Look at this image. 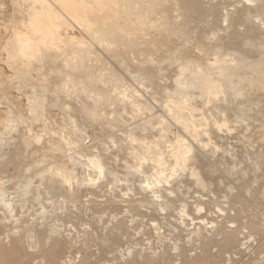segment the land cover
Instances as JSON below:
<instances>
[{
    "label": "rangeland",
    "instance_id": "rangeland-1",
    "mask_svg": "<svg viewBox=\"0 0 264 264\" xmlns=\"http://www.w3.org/2000/svg\"><path fill=\"white\" fill-rule=\"evenodd\" d=\"M141 1L132 3L139 2L142 12L149 10L142 16L148 26L136 20L141 9L135 5L128 9L131 0H123L118 6L121 13H111L108 19V27L117 28L115 42H101L75 24L63 25L61 34L83 40L90 53L83 51L79 56L70 45L61 44V49L23 64V59L8 56L10 45L6 44L14 30H27L24 25L33 4L0 0V188L13 199L15 210L9 213L15 216L11 217L0 206V264H138L144 260L152 264H264V81L259 88L258 79H264V32L254 23L253 14L255 21L251 17L248 22V13L255 11L243 0H144L140 7ZM250 8L253 11H247ZM215 53L225 68L231 64L238 68L236 56L246 68L252 66L244 70L240 63L241 70H237L243 79L233 66L230 72L226 68L229 76L236 71L232 72L236 76L226 75L234 82L230 84L234 90L228 86L209 100L193 74L200 64L210 68ZM253 60L254 65L250 64ZM254 69L263 75H255ZM212 70L218 72L217 66ZM216 71L208 75L215 79ZM177 77L197 87L178 90ZM235 79L245 82L237 84ZM137 84L145 99L141 102L146 104L142 111L124 97L136 96ZM186 92L192 98L188 103L201 109L196 119L188 107L178 104ZM32 96L43 104L39 108L43 116L38 119L30 110ZM8 115L16 120L10 130ZM194 122L203 128H192ZM162 128L169 131L166 138ZM130 131L142 143H136L141 154L146 141L159 138L165 149L168 137H186L193 148L191 164L206 185H198L187 170L179 171L172 178L173 194L163 191L167 204L162 211L153 193L142 187L157 163L147 156L144 172L136 171L135 143L127 136ZM62 136H68L67 141L81 137L80 151L101 156L106 172L97 183L84 180L88 176L84 159L69 149ZM165 157L169 162L166 151ZM52 166H62L79 180L74 177L65 183ZM198 204L204 206L203 216L214 226L200 224V237L189 236L188 227L194 225L187 220L185 226L180 213L186 208L197 217ZM154 222L160 224L161 235Z\"/></svg>",
    "mask_w": 264,
    "mask_h": 264
},
{
    "label": "bare ground",
    "instance_id": "bare-ground-1",
    "mask_svg": "<svg viewBox=\"0 0 264 264\" xmlns=\"http://www.w3.org/2000/svg\"><path fill=\"white\" fill-rule=\"evenodd\" d=\"M29 2H31L30 4H33V8H32V12H31V15L30 16H28V17H30L29 18V20H28V22L24 25L25 26V28L27 29L26 31H21V30H17V31H13L14 32V34L12 35V37L9 39V41H7V44H6V46H9V48H10V51H9V55L8 56H10V58L12 57V58H15V57H17V59L18 58H20V59H23V61L21 60V62H23V64H24V60H28V61H30V59L31 58H34V57H36L37 55H41V54H45L46 55V53L49 51V50H52V49H61V44H66L67 46H65V47H69L68 45H70V48H72L74 51H76V52H78V54H79V56L80 55H82L81 53L84 51V52H86V53H90L89 52V48H87L86 46H88V45H86L85 44V42L83 41V40H79V39H77V37H75V36H69V37H67V35L64 37L62 34H61V30H62V27H63V25H66L67 27H69V26H72V24L74 25H76V26H79L80 28H83V29H85V30H87V31H90V32H92L91 34L94 36V37H96V38H98L101 42L102 41H106L107 43H109L110 41H112V42H115V40L114 39H116L117 38V34H116V31H117V28H115V25L114 24H111L109 27H108V23H109V21L110 20H108L109 18H110V14L112 13V14H115L114 12H116V13H118V15L121 13L120 12V10L118 11V6H119V8H120V5L122 4L121 2H123V0L120 2H118V0H28ZM127 1V0H126ZM129 1V0H128ZM134 2H135V0H133ZM144 1V0H143ZM143 1H141V4H140V7H141V5L142 6H144L143 5ZM150 1V0H149ZM165 1V0H164ZM245 3H246V7L248 6H250V7H252L253 9H254V11H255V13H250V16H249V13H248V16H247V18L249 17V20H248V22L251 20V17H252V20L253 21H255L254 20V18H253V16L256 18V20L258 21V24H257V21H255L254 23H256V25H260V29L261 30H263V32H264V0H243ZM25 2V1H24ZM140 2V1H139ZM139 2H137V4L136 5H138L137 6V8H136V5H135V3L133 4L132 3V0H131V2L130 3H132V6L130 5V3H129V6H128V9L130 8V7H132L133 8V5H135L134 7H135V9L137 10H140L139 11V13H137L136 15V20H139V22H143L146 18H144V20L142 19V16L143 15H145L144 13H146V14H148L149 12V10L147 11V12H145V10H144V12H142V8L143 7H141L140 9L138 8L139 7ZM243 2V3H244ZM124 3V2H123ZM144 4H148V3H144ZM162 4V3H161ZM167 4V3H166ZM55 5H56V7L58 6V8L61 10V12L59 11V10H57L56 9V7H55ZM124 6V5H123ZM122 6V7H123ZM148 6H151V3L150 4H148ZM160 6V5H159ZM158 6V7H159ZM121 7V8H122ZM127 7V6H126ZM152 8V7H151ZM236 8V7H235ZM123 9V8H122ZM126 9V8H125ZM124 9V10H125ZM127 9V10H128ZM134 9V10H135ZM150 9V8H149ZM237 9V8H236ZM236 9H234V10H236ZM253 9H251L250 8V10H248L247 9V11H250L251 12V10L253 11ZM31 10V9H30ZM123 10V11H124ZM127 10H125V11H127ZM131 10V9H130ZM130 10H128V11H130ZM133 10V11H134ZM152 10V9H151ZM240 10V9H239ZM245 10V9H244ZM118 11V12H117ZM227 11H228V9H227ZM138 12V11H137ZM228 12H230V11H228ZM128 12H126V14H127ZM130 13H132V11L130 12ZM130 13H128L127 15H128V17H130ZM153 13V12H152ZM28 14V13H27ZM234 14V13H233ZM253 14V16H251ZM116 15V14H115ZM122 15V14H121ZM230 15H232V14H230ZM239 15V14H238ZM241 15V14H240ZM226 16H228V15H226ZM234 15H232L231 17H233ZM236 16V15H235ZM244 16V15H243ZM144 17H146V16H144ZM231 17H228L229 19L231 18ZM237 17V16H236ZM120 18V17H119ZM226 18V17H225ZM111 19H112V17H111ZM116 19V18H115ZM121 19V18H120ZM158 19V18H157ZM163 19V18H162ZM228 19V20H229ZM232 19V18H231ZM235 18L233 17V19L232 20H234ZM227 20V21H228ZM247 20L245 21V23H247ZM235 21V20H234ZM233 21V22H234ZM111 22H113V20H111ZM128 22V21H127ZM229 22V21H228ZM233 22H231V20H230V22L229 23H232V24H234ZM143 23H145V24H147V22L146 21H144ZM250 23H251V21H250ZM253 23V22H252ZM134 24V23H133ZM142 24V23H141ZM150 24H152L151 22H150ZM135 25V24H134ZM149 24H147V26H148ZM153 25V24H152ZM165 25V24H164ZM231 25V24H230ZM238 25V24H237ZM247 25V24H246ZM65 26V27H66ZM118 26V25H117ZM233 26L234 25H232V27L231 28H233ZM119 27V26H118ZM127 27V26H126ZM229 27V29H231ZM241 27V26H240ZM259 27V26H258ZM80 28H78L79 30H80ZM120 28V31L122 30V28L121 27H119ZM139 28H143L144 29V27H139ZM139 28H136V29H138L139 30ZM151 28V27H150ZM153 28V27H152ZM72 29H75L74 27L72 28ZM77 29V28H76ZM77 29V30H78ZM115 29H116V31H115ZM135 29V30H136ZM147 29V28H146ZM154 29V28H153ZM82 30V29H81ZM83 31V30H82ZM111 32V34H110V36L111 37H108V35H107V32ZM119 31V32H120ZM141 31V30H140ZM240 31V30H239ZM67 32V31H66ZM122 32L123 33H126V31H123L122 30ZM136 32V31H135ZM69 33V32H68ZM131 33V32H130ZM130 33H128V34H130ZM133 33H134V30H133ZM142 33V32H141ZM64 34V33H63ZM127 34V33H126ZM137 34V33H136ZM125 35V34H124ZM127 37V36H126ZM114 38V39H113ZM108 39H110V41L108 40ZM264 39V38H263ZM119 39H117V41H118ZM109 41V42H108ZM262 41H264V40H262ZM103 42V43H104ZM119 42V41H118ZM244 42V41H243ZM74 43H77V45H75ZM120 43V42H119ZM245 43V42H244ZM248 43V42H247ZM60 44V45H59ZM110 44V43H109ZM112 44V43H111ZM264 44V43H263ZM263 44H262V46H263ZM75 45V46H74ZM222 45V44H221ZM245 45V44H244ZM243 45V46H244ZM72 46V47H71ZM110 46V45H109ZM116 46V45H115ZM220 46V45H219ZM223 46V45H222ZM260 48V47H259ZM262 48V47H261ZM264 48V47H263ZM220 49H221V46H220ZM61 51H63V50H61ZM81 51V52H80ZM228 51V50H227ZM235 51H237L236 49H235ZM240 51V50H239ZM239 51H237L238 52V54L240 55H242V54H244V53H239ZM231 52V51H230ZM74 54V53H73ZM77 54V53H76ZM78 54H77V56H78ZM217 54H219V52L217 53ZM217 54L215 53L214 54V57L213 58H210V59H212V61L210 62V63H208V67H212V66H210V65H215L214 67H212L211 69L210 68H206L205 66H203L202 65V67H201V64L199 65V64H197V65H199L200 67H198V69L196 70L197 71V73H196V76H194V74H193V78L195 79V80H193L194 82L196 81V83H198V82H201L200 84H201V88L200 87H198V89L200 88V90H202L201 92H202V95H207L206 96V98L207 99H211V100H213V99H215L217 96H218V94H220L221 92H224L226 89H227V87L228 86H231L234 82L232 81V79H228L227 78V76H229V74L227 75L226 74V72H225V70L227 71V69L226 68H228L229 66H233L234 67V65H228L226 68H225V66H221V64H218V62H220L221 61V58H219V57H221L220 55L217 57ZM221 54V53H220ZM226 54H228V52L226 53ZM226 54H225V56L224 57H226ZM212 55V54H211ZM230 55H232V54H230ZM245 55V54H244ZM243 55V56H244ZM261 55V54H260ZM264 55V54H263ZM262 55V56H263ZM73 56H75V55H72V57ZM76 56V57H77ZM78 56V57H79ZM85 56H87V55H85ZM227 56H229V55H227ZM38 57V56H37ZM71 57V56H70ZM77 57V58H78ZM82 57V59L84 60V58H83V56H81ZM88 57V56H87ZM233 57H235V56H233ZM264 57V56H263ZM262 57V58H263ZM76 58V59H77ZM230 58V57H229ZM244 58H245V56H244ZM243 58V59H244ZM43 58H38V60H42ZM69 59V58H68ZM67 59V60H68ZM219 59H220V61H219ZM233 59V58H232ZM232 59H231V61H232ZM240 59H242V58H240ZM249 59V61H251L250 59L251 58H248ZM14 60V59H13ZM36 60V59H35ZM223 60H224V58H223ZM227 60V59H226ZM234 60H236V61H240L239 60V57L238 56H236L235 58H234ZM233 60V61H234ZM27 61V62H28ZM34 61V60H33ZM70 61V59L68 60V62ZM76 61V60H75ZM242 61H245V60H242ZM248 61V60H247ZM20 62V63H21ZM66 63L67 64V66H69L70 64L69 63ZM71 62V61H70ZM84 62V61H83ZM222 62V61H221ZM237 62V64H239L240 65V63L242 64H244V62H239L238 63ZM28 63H31V62H28ZM82 63V62H81ZM189 63L190 62H188L187 64L189 65ZM224 63H226V62H224ZM253 64L254 63V60L252 61V62H250V64ZM256 63V62H255ZM258 63V62H257ZM193 64V63H192ZM242 64V66H243V68H244V70L245 69H248V68H250L252 65H250V67H248V68H246V66H244ZM259 64V63H258ZM262 64V62L260 63V65ZM22 65V64H21ZM194 65V64H193ZM219 65V66H218ZM239 65H237V67L238 68H236V67H234V68H236V70L237 69H240L239 68ZM245 65H246V61H245ZM254 65V64H253ZM24 66V65H23ZM27 66V65H26ZM182 66V65H181ZM180 66V67H181ZM217 66V70H218V77H216L217 75H215V79L212 77H210L209 75H208V72L209 71H213V73L215 72L214 70H212L213 68L215 69V67ZM236 66V65H235ZM241 66V65H240ZM70 67V66H69ZM192 67V66H191ZM190 67V68H191ZM233 67H232V70H233ZM256 66H254V68H255ZM187 68H189V67H187ZM193 68V67H192ZM195 68H197V66L195 67ZM194 68V69H195ZM205 68V69H204ZM258 70H259V68L258 67H256ZM263 68H264V66H263ZM207 69H209V71H207ZM229 69V72H230V67L228 68ZM257 69H254V71H252V75L255 73V75H257V76H262L261 75V73L260 72H258V73H260L259 75L258 74H256L257 72H256V70ZM262 69V68H261ZM184 70H186V68H184ZM184 70H182V71H184ZM190 70V69H189ZM241 70V69H240ZM252 70H253V67H252ZM263 70L264 69H262V72H263ZM235 71V70H234ZM234 71H232V72H234ZM259 71H261V70H259ZM181 72V71H180ZM186 72H188V71H186ZM186 72H185V74H186ZM232 72L230 73L231 75V77H232V75L234 76L235 75V73L234 74H232ZM236 72V71H235ZM246 72V71H245ZM244 72V73H245ZM254 72V73H253ZM183 74H184V72H182ZM190 73H192V71L190 72ZM264 73V72H263ZM69 74V73H68ZM68 74H67V76H68ZM216 74V73H215ZM237 74H238V70H237ZM236 74V75H237ZM73 74L72 73H70L69 74V76H72ZM211 75V74H210ZM227 75V76H226ZM235 75V76H236ZM239 75V74H238ZM183 76V75H182ZM181 76V77H182ZM192 76V75H191ZM229 76V77H230ZM241 75H239L238 77H240ZM245 75H243V77H244ZM73 77V76H72ZM71 77V78H72ZM262 77H264V76H262ZM138 78V77H137ZM192 78V79H193ZM245 78V77H244ZM261 78V77H260ZM260 78H258L260 81V85H259V88L261 87V85L264 83L263 81H264V79H260ZM191 79V80H192ZM196 79H198V81L196 80ZM237 79V78H236ZM235 79V80H236ZM241 79H243L242 78V76H241ZM247 79V78H246ZM70 80V79H69ZM87 80V79H86ZM137 80V79H136ZM238 80V79H237ZM237 80H236V83H237ZM68 81V80H67ZM193 81H192V83H193ZM253 81H255L256 82V79L255 80H253ZM87 82V81H86ZM190 81L189 80H182L181 78H179V77H177V79H176V83H177V87L179 86V88H178V90H183L184 92L185 91H188V90H190L191 88L193 89V87H195V84L193 83H189ZM242 82H245V80L244 81H242ZM241 82V83H242ZM250 82V81H249ZM248 82V83H249ZM251 82H252V80H251ZM263 82V83H262ZM67 84H68V82H66ZM88 83H89V80H88ZM232 83V84H231ZM240 83V81H238V83L237 84H239ZM240 83V84H241ZM253 83V82H252ZM262 83V84H261ZM138 84H140V82L138 83ZM138 84H137V86H136V88H135V90H134V92L133 93H135L136 94V96H131L130 97V95H129V97H126L127 95H125L124 97H125V99H127V101H128V99L132 102H130L131 104H133L134 106H135V108L137 109V110H140V111H142V108H146V104H144V103H142L141 101L142 100H145V99H142L141 97L143 96V95H141V94H143V93H141L140 94V91L137 89V87H138ZM142 84V83H141ZM200 84H198V86L200 85ZM231 84V85H230ZM237 84H236V86H237ZM194 85V86H193ZM235 85V84H234ZM233 85V86H234ZM242 85H243V83H242ZM252 85V84H251ZM254 86H256V85H254ZM264 86V85H263ZM126 87V86H125ZM197 87V86H196ZM195 87V88H196ZM235 87V86H234ZM234 87H228V88H234ZM240 87H241V85H240ZM251 87V86H250ZM257 87V86H256ZM127 88H128V85H127ZM127 88H125L126 90H127ZM189 88V89H188ZM237 89L239 88V87H236ZM251 88H253V87H251ZM250 88V89H251ZM117 89V88H116ZM137 89V90H136ZM188 89V90H187ZM232 89H229V90H232ZM241 88H239V90H240ZM243 89V91H244V87L242 88ZM245 89H247L246 88V86H245ZM131 90H132V88H131ZM181 90V91H182ZM234 90V89H233ZM253 90V89H252ZM124 91V90H123ZM168 91V90H167ZM235 91H237V90H235ZM247 91V90H246ZM115 92V91H114ZM118 92H120V91H118ZM126 92V91H125ZM127 92H128V90H127ZM174 92H175V90H174ZM233 92V91H232ZM238 92V91H237ZM242 92V91H241ZM250 92H252L251 90H250ZM121 93H123V92H121ZM131 93V92H130ZM234 93V92H233ZM248 93V92H247ZM126 94H128V93H126ZM175 94V93H174ZM173 94V95H174ZM188 94H190V92L188 93ZM188 94H187V92H186V95H184L183 97L185 98H181L180 100H179V105L180 104H183V105H185L184 107H188V109H189V111H191V113H193L192 115H193V117L195 116V117H197L200 113H202L201 112V109H199V108H197L196 106H191L189 103H188V98L191 96V95H189V97H188ZM242 94V93H241ZM244 95L246 94V92L245 93H243ZM133 95V94H132ZM192 95H194L193 93H192ZM200 95H201V93H200ZM249 95V94H248ZM145 96V95H144ZM181 96V95H180ZM176 97V96H175ZM179 97V96H178ZM178 97H176V98H178ZM203 97V96H202ZM121 98V97H120ZM144 98V97H143ZM191 98V97H190ZM173 99V98H172ZM172 99H169V100H171L172 101ZM192 99V98H191ZM190 99V100H191ZM29 100H30V110H31V112L33 113V114H35V116L37 117V119L39 118V116H43V114L41 115V113L39 112V108L40 107H42V105L43 104H41L40 103V100H39V97H37V96H32V98H30L29 97ZM125 101V100H124ZM148 101V100H147ZM42 102V101H41ZM128 103H129V101H128ZM169 103V102H168ZM171 103V102H170ZM167 105V104H166ZM172 105V104H171ZM175 105V103H173V106ZM172 106V107H173ZM147 107H148V104H147ZM169 108H171V106L169 107ZM180 108V107H179ZM184 109V108H183ZM187 109V108H186ZM173 111H174V109H173ZM186 111V110H185ZM10 112V111H9ZM178 112V111H177ZM11 114H12V112H10ZM187 113H189L188 111H187ZM9 114V113H8ZM39 114V115H38ZM174 114H175V112H174ZM179 114V113H178ZM113 115V114H112ZM201 115V114H200ZM9 117L7 118V128L10 130V128L11 127H13V122H15L16 120L15 119H13L12 117H13V115H12V117H11V115H8ZM114 116V115H113ZM178 116V115H177ZM183 116V115H182ZM134 117V116H133ZM160 117V116H159ZM194 117V119H196ZM156 118H158V117H156ZM162 118V117H161ZM227 118V117H226ZM225 118V119H226ZM178 119H179V117H178ZM199 120V119H198ZM186 121V120H185ZM190 120H188V122H189ZM222 121V120H221ZM151 122V121H150ZM164 122V121H163ZM165 122H166V120H165ZM225 122V121H224ZM223 122V123H224ZM227 122H229V121H227ZM192 123V122H191ZM190 123V124H191ZM190 124H188L187 123V125L189 126ZM228 124V123H227ZM165 125H166V123H165ZM186 125V126H187ZM5 126V127H6ZM77 126V125H76ZM193 126L194 127H192V128H196V126H202V124L201 125H199V124H196L195 122H194V124H193ZM191 127V126H190ZM188 128V127H187ZM202 128H203V126H202ZM79 129V128H78ZM165 128H162V131H164V137L166 138L167 136H166V133L168 134V132L169 131H167V129H166V131L164 130ZM190 129V128H189ZM207 129V128H206ZM77 130V129H76ZM205 130V129H204ZM161 131V130H160ZM191 131V130H190ZM202 131H203V129H202ZM202 131L201 132H199V134L200 135H202ZM75 132H77V131H75ZM206 132H208V131H206ZM205 132V133H206ZM126 134H128V132H126ZM199 134H198V136H199ZM162 135V134H161ZM194 135V134H193ZM73 136V135H72ZM71 136V137H72ZM127 136H129V137H131V141L133 142V143H137V141L138 140H140L139 138H137L133 133H132V131H130V133L127 135ZM163 136V135H162ZM162 136H160V138H162ZM196 136V135H195ZM63 137V136H62ZM63 138H66V137H63ZM67 138H68V136H67ZM67 138H66V141H67ZM37 139L38 140H40L41 139V135H38L37 136ZM74 139V140H73ZM73 139H70V140H68L67 141V145H68V147H69V149L70 150H72L73 151V153H75L76 154V156L77 157H79V159L80 158H83L84 159V161H83V163H84V165L86 166V168H87V173H88V176H86L85 175V177L86 178H84V180L85 181H89V183H92V184H94V183H97V181L102 177V176H104V173L106 172V165L104 164V162L102 161V159H101V156H98L99 154L97 153H90V154H87V153H84V151L82 152V151H80L81 149L79 148V147H81V145H79V139H81V137L78 139H76V136L75 137H73ZM188 139V138H187ZM65 140V139H64ZM142 140V139H141ZM81 141V140H80ZM188 140H186V137H183V135H180V134H175V136L173 137V139L172 138H167L166 139V143H168V144H166V146H164V148L166 149H163V146H162V144L161 143H163V142H161V139H153V140H150V141H146V142H144V145H145V143H146V149H145V152H144V150L142 151V152H144V153H139V152H137L138 150H137V145L138 144H132L133 146H132V149H133V153L135 154V158H136V161H137V164H136V167H137V170L136 171H139V172H141V173H143L144 171H143V165H144V163L146 164V162H147V156L148 157H150V159L153 161V163L155 162V163H157V167L155 168V169H153V174H151V175H149V176H147L146 178H145V180H144V182L142 183V187H143V189L144 190H150V192H152L153 194H152V196H154L155 197V200L156 201H158L159 203V207H160V209L163 211V210H165V205L167 204V202H166V204L164 203V200L162 199L163 198V191H166V192H169V193H171V194H173L172 193V191L173 190H171V186H172V178H173V176L174 175H176L179 171H188L189 172V174L191 175V177L192 178H194L195 179V181H196V183L198 184V185H200V186H205L206 185V182H205V180L202 178V176H201V174H200V172H199V170L196 168V166H194V165H192L191 164V161L193 160V154H192V150H193V148H192V145L190 144V142L188 143L187 142ZM200 141V140H199ZM139 142V141H138ZM82 143V142H81ZM140 143V142H139ZM141 145H142V143H140ZM139 147H140V145H138ZM84 148V147H83ZM83 148H82V150H83ZM140 149V148H139ZM141 149H143V148H141ZM70 150H68V151H70ZM137 150V151H136ZM61 151V150H60ZM165 151L166 152H168L169 153V157L171 158L170 159V161L168 162V160H167V158L165 157ZM67 152V151H66ZM71 152V151H70ZM149 154H151V156H149ZM73 155V154H72ZM69 157V156H68ZM73 157V156H72ZM71 157V158H72ZM168 157V156H167ZM73 160V159H72ZM75 161V160H74ZM73 161V162H74ZM77 162H78V160H77ZM77 162H76V164H77ZM78 164H81V162H79ZM77 164V165H78ZM83 165V164H82ZM83 165V166H84ZM135 165V164H134ZM75 166V165H74ZM62 167V166H61ZM60 166H52L51 167V169H53V171L55 170V172H56V174L57 175H59V176H61V178L62 179H64L65 180V183H68V182H70L74 177L72 176V175H70V174H68V173H65L64 172V170H63V168H61ZM64 167V166H63ZM132 167V166H131ZM135 167V168H136ZM75 169V168H74ZM73 169V170H74ZM68 171V168H67V170H66V172ZM75 171V170H74ZM71 173H75V172H72V170L70 171ZM138 173V172H137ZM55 174V175H56ZM145 174V173H144ZM74 175H76V173L74 174ZM84 175V174H83ZM142 175V174H141ZM177 177V176H176ZM76 178V177H75ZM75 178H74V180H75ZM77 178H78V176H77ZM76 178V179H77ZM77 180H79V179H77ZM173 180H174V178H173ZM181 186V185H180ZM173 189V188H172ZM174 192V191H173ZM6 193H7V191H5V189H2V188H0V206L2 207V208H4L3 210H6L7 211V214H9V213H12L13 212V210H14V207H13V202H12V200L10 199V198H8L7 196H6ZM25 193H28V192H25ZM25 195V194H24ZM158 198H160V199H158ZM169 206H170V204H169ZM168 206V207H169ZM167 207V206H166ZM184 208H185V206H184ZM197 210H196V212H198L197 214L199 215V216H197V217H195V216H193L192 215V213H190L188 210H186V208L185 209H183L182 211H181V215H182V218H183V224L185 225V226H188L187 225V223H186V221L187 220H191V222H192V224L194 225V227H192V228H190V227H188V229L190 230L189 231V236H191V235H196V237L197 236H199L200 237V233H201V228H202V226L200 225V224H211V227H213L214 226V222L212 221V222H207V220H206V218L203 216V212H204V206L202 205V204H198L197 205V208H196ZM220 210L221 211H223L221 208H220ZM15 211V210H14ZM10 215V214H9ZM12 215V214H11ZM10 215V216H11ZM13 216V215H12ZM11 216V217H12ZM13 217H15V216H13ZM153 225H154V228H155V230H156V233H158L159 235H161V226H160V224L158 223V222H154L153 223ZM181 225V224H180ZM176 229V228H175ZM55 233V232H54ZM52 234V233H51ZM192 236V237H193ZM50 240V239H49ZM190 240V239H189ZM191 241V240H190ZM46 243H48V242H46ZM135 263V262H134ZM153 262H151V261H149V260H144V262L143 263H141V262H138V264H152ZM136 264V263H135Z\"/></svg>",
    "mask_w": 264,
    "mask_h": 264
}]
</instances>
